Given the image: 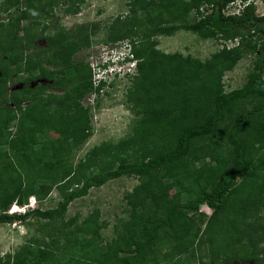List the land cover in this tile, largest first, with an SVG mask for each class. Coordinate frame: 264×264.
Instances as JSON below:
<instances>
[{
    "label": "trees",
    "instance_id": "obj_1",
    "mask_svg": "<svg viewBox=\"0 0 264 264\" xmlns=\"http://www.w3.org/2000/svg\"><path fill=\"white\" fill-rule=\"evenodd\" d=\"M136 1L143 11L159 4L166 13L152 28L117 20L109 35L110 42L129 44L135 61L125 96L136 121L124 139L94 146L74 166L67 163L74 147L92 135L83 101L106 86L89 62L73 57L89 38L83 36L88 24L45 35L47 23L33 30L40 18L60 3L64 13L76 14V1L1 0L0 13L8 17L0 22V225L42 219L49 241L38 249L24 244L0 264H159V245L169 239L176 240L169 260L187 254L195 262L200 254L197 264H206L204 257L210 264H262L255 245L264 242V16L255 15L250 0ZM237 1L240 12H229ZM192 9L196 21L176 23ZM130 11L138 12L133 4ZM180 30L218 40L222 48L205 60L156 48L155 36ZM39 40L46 46L36 45ZM247 55L254 59L244 84L226 91V73ZM15 68L26 78L10 90ZM37 78L48 82L30 88ZM124 176L138 184L123 196L129 215L107 244L98 209L80 222L64 219L71 202ZM54 188L55 208L6 213L15 202L42 201ZM202 205L212 210L209 216L199 212Z\"/></svg>",
    "mask_w": 264,
    "mask_h": 264
},
{
    "label": "rangeland",
    "instance_id": "obj_2",
    "mask_svg": "<svg viewBox=\"0 0 264 264\" xmlns=\"http://www.w3.org/2000/svg\"><path fill=\"white\" fill-rule=\"evenodd\" d=\"M74 1L79 5V11L76 14L64 13L65 5L60 3L54 8L50 16L43 15L39 20V25L34 27L33 30L39 32L47 23L49 27L45 35H53L59 28L68 31L81 24H88V29L83 33V36L89 35V38L83 41V45L81 43V46L76 50L73 57L74 60L89 62L91 66H96L106 53L113 51L112 64H110L109 70L113 71L114 75L110 74L108 76L111 81L106 84L105 88L102 89L99 94L92 93L83 101V105L90 110L92 135L85 143H77L70 158H68L67 163L76 166L94 146L102 143L114 144L124 139L130 134L134 122L136 121V116L131 109V104L127 102L125 96L128 88L131 87L129 75L135 73V70L134 68L131 69L130 66L127 67L125 62L121 60L118 61L119 56L123 55L121 42H110L109 40L110 33L113 32L115 30L114 28L118 25L117 20L129 23L132 18V23L135 22V24H138L141 21L143 27L148 26L152 28L156 25L158 16L165 17L166 13L161 9L159 4H155L143 11L139 5H136V0ZM156 1L157 0H155V2ZM189 1L190 0H184L186 4ZM250 2H252L255 8V15L259 17L264 16V0H250ZM131 4H133L134 8L136 7L138 10L137 13L135 12V14H133L132 11H130ZM209 9L207 5L200 6L201 11L208 12ZM241 9L242 6H237L234 10H229V12L239 13ZM7 17V13H0V22L6 21ZM196 19L197 15L195 10L192 9L185 17H180L176 23H193ZM137 30L138 33L142 32L139 29ZM154 40L157 43L156 48L164 53L171 54L178 52L200 60L208 59L211 54L222 48V43L218 40L202 39L196 34L185 30L177 31L172 36L157 35L154 37ZM233 43L234 42L227 43V45L231 47ZM36 45L45 47L46 43L44 40H39L36 42ZM40 58L41 56L39 55L35 59L38 60ZM253 59L252 55L245 56L234 70L226 73L224 77L226 91L240 88L244 84L246 75L251 69ZM42 66L48 71L54 70L51 63L43 61ZM40 70L41 68H37L34 74L38 76ZM14 75V81L13 84L10 85V90L13 88H21L26 78V74L17 70V68L14 69ZM47 82V79L37 78L29 82V87L35 88L37 84L45 86ZM48 92H51V90H47L46 93ZM52 92L57 91L52 90ZM56 135V132L51 133L53 137ZM137 184L138 181L135 177L124 176L109 181L102 187L92 188L85 197L76 199L70 203L64 215V219L68 221L71 218H76V221L80 222L82 218L90 214L94 209H98L100 211L99 222L104 226L101 232L103 241L104 244H107L114 238L115 231L119 232L121 222L125 221L129 215V207L126 206L123 196L127 192H130ZM59 200L58 192L54 188L50 195L42 201L39 202L35 199V208L38 207L40 210L53 209L57 206ZM199 212L207 217L211 214L212 210L206 205H202L200 206ZM45 224V220L38 218H28L24 222L13 221L1 224L0 258L5 254L14 255L24 244H30L31 247L36 249L43 246L45 247L49 238L45 237L44 231L40 230V228H44ZM58 226L60 225H53L56 229L59 228ZM256 234L259 236L260 232ZM33 240H37V242L32 243ZM169 240H171L169 244L164 243V245H159L160 251L162 252L159 264H197L202 261L200 254L196 256L197 259L195 262H191L187 254H183L178 258L175 256L172 260H169V257L165 258L167 252L171 250V248L174 250L176 244L175 239ZM255 247L260 252L259 258L263 259L262 264H264V242L256 243ZM54 256L59 259L64 257L63 253H55ZM203 259L206 264H210L208 262L209 258L204 257ZM232 264L254 263L253 260H245L241 262L236 261Z\"/></svg>",
    "mask_w": 264,
    "mask_h": 264
},
{
    "label": "clouds",
    "instance_id": "obj_3",
    "mask_svg": "<svg viewBox=\"0 0 264 264\" xmlns=\"http://www.w3.org/2000/svg\"><path fill=\"white\" fill-rule=\"evenodd\" d=\"M121 44H122L121 48H123V51H122L123 55H120L119 60L118 59L117 60L118 61L121 60L122 62H125L126 66L127 67L130 66L131 69L135 68V61L131 59L132 56L129 53L130 52L129 44H127V43H121ZM112 55H113V51H111L110 53L109 52L106 53V55L101 59V61H99L96 66H93L94 78L96 80H98L99 82L103 81L107 84L109 81H111L108 78V76L110 74H113V71L109 70V66H110V64H112V59H113ZM115 75H116V73H115ZM8 215H10V214H8Z\"/></svg>",
    "mask_w": 264,
    "mask_h": 264
},
{
    "label": "built area",
    "instance_id": "obj_4",
    "mask_svg": "<svg viewBox=\"0 0 264 264\" xmlns=\"http://www.w3.org/2000/svg\"><path fill=\"white\" fill-rule=\"evenodd\" d=\"M240 3H241L240 1H237L236 2L237 6H240L241 5ZM231 6H232V4H230L228 7H231ZM32 209H35V199L31 197V198H29L28 203H26V204L19 205L16 202L13 203L10 206L7 213L10 215L24 214L25 212L32 210Z\"/></svg>",
    "mask_w": 264,
    "mask_h": 264
}]
</instances>
